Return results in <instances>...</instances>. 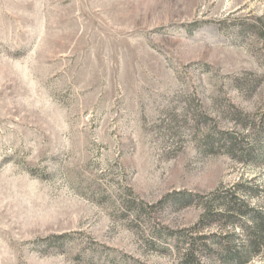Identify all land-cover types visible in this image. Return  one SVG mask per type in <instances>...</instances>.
<instances>
[{
    "label": "rangeland",
    "instance_id": "obj_1",
    "mask_svg": "<svg viewBox=\"0 0 264 264\" xmlns=\"http://www.w3.org/2000/svg\"><path fill=\"white\" fill-rule=\"evenodd\" d=\"M264 264V0H0V264Z\"/></svg>",
    "mask_w": 264,
    "mask_h": 264
},
{
    "label": "trees",
    "instance_id": "obj_2",
    "mask_svg": "<svg viewBox=\"0 0 264 264\" xmlns=\"http://www.w3.org/2000/svg\"><path fill=\"white\" fill-rule=\"evenodd\" d=\"M241 264H245V263L243 262V263H241Z\"/></svg>",
    "mask_w": 264,
    "mask_h": 264
}]
</instances>
